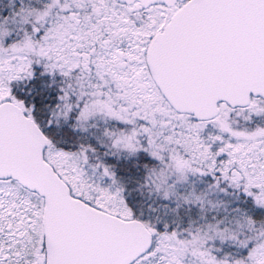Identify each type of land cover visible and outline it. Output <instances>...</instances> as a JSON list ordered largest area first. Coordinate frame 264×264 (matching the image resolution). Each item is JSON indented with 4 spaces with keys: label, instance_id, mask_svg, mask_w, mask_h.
<instances>
[{
    "label": "snow or ice",
    "instance_id": "snow-or-ice-1",
    "mask_svg": "<svg viewBox=\"0 0 264 264\" xmlns=\"http://www.w3.org/2000/svg\"><path fill=\"white\" fill-rule=\"evenodd\" d=\"M0 264H264V0H0Z\"/></svg>",
    "mask_w": 264,
    "mask_h": 264
}]
</instances>
